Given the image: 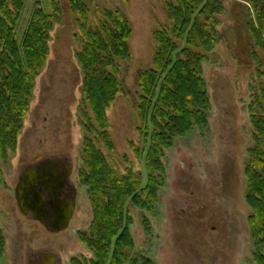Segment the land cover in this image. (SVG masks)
Returning a JSON list of instances; mask_svg holds the SVG:
<instances>
[{
    "label": "rangeland",
    "instance_id": "obj_1",
    "mask_svg": "<svg viewBox=\"0 0 264 264\" xmlns=\"http://www.w3.org/2000/svg\"><path fill=\"white\" fill-rule=\"evenodd\" d=\"M82 1L94 28L106 9L123 11L131 24L132 57L122 66L121 76L129 96L120 95L108 111L114 150L103 145L100 149L120 175L127 170L141 172L146 186L148 147L140 159L131 148V144L143 148L133 104L138 75L150 67L154 55V32L168 25L166 3L170 0ZM59 2L62 24L52 33L49 61L37 81L17 151L6 160L0 157V229L6 239L0 264H30L42 253L56 255L62 264L93 257L79 239L93 221L89 192L80 180L85 169L84 142L90 136L81 119L83 75L77 62L80 17L72 12L70 0ZM35 3L49 10V0H31L20 36ZM224 6L220 43L211 62L204 65L211 100L209 128L178 138L174 147L165 151L163 185L153 209L130 208L135 242L132 259L144 257L155 264H256L245 168L253 145L248 108L254 91L260 93L264 83L257 77L256 60L258 55L264 72V48L257 47L254 37L249 36L247 25L254 21L255 13L248 0H226ZM57 155L68 157L74 165L79 200L69 230L51 234L20 212L15 188L24 168Z\"/></svg>",
    "mask_w": 264,
    "mask_h": 264
},
{
    "label": "trees",
    "instance_id": "obj_2",
    "mask_svg": "<svg viewBox=\"0 0 264 264\" xmlns=\"http://www.w3.org/2000/svg\"><path fill=\"white\" fill-rule=\"evenodd\" d=\"M31 0H0V157L16 153L18 139L35 97L37 81L50 57L52 33L62 24L59 0H49V10L35 3L26 30L21 23ZM78 15L81 51L77 62L83 75L81 119L87 136L84 142L85 169L81 184L88 189L93 212L90 229L79 235L92 253L71 264H155L144 257L132 259L135 242L130 208L150 211L158 203L163 185L165 151L178 138L209 128L211 100L204 79V65L220 43L219 28L226 0H170L166 3L168 25L154 32L155 51L150 67L140 72L134 102L137 132L143 148L131 144L137 158L146 156L148 183L141 172L120 175L100 149L114 150L109 134L108 111L120 95L129 96L122 66L131 61V24L121 10L102 12L99 26L90 24L88 7L70 0ZM255 13L248 23L250 38L264 48V0H248ZM257 77L263 79V63L257 55ZM253 128V145L245 168L246 200L251 210L249 226L254 241L256 264H264V83L254 91L248 108ZM93 136V138H92ZM6 239L0 229V259Z\"/></svg>",
    "mask_w": 264,
    "mask_h": 264
},
{
    "label": "flooded vegetation",
    "instance_id": "obj_3",
    "mask_svg": "<svg viewBox=\"0 0 264 264\" xmlns=\"http://www.w3.org/2000/svg\"><path fill=\"white\" fill-rule=\"evenodd\" d=\"M30 167L33 170L36 169V173L37 175L41 177V179L42 178H45V180L47 179L48 181H50L52 186H54L55 184L59 186L58 193H55V188L45 189L47 184L45 186L40 185V189L42 190L43 195L45 197L44 198V202H45L44 221L45 222L40 223V224L46 229L47 232L51 234H60L62 232L69 230L67 229L65 231L58 232V227L60 225L57 224V222L53 221L52 217H54L55 214H58V216L60 218L62 217L63 219L66 216L67 212L71 208L75 207L70 226L75 218V214H76L77 207H78V200H79V189L76 183L73 181L74 165L72 161L66 156L57 155V156H53L52 158H48L43 161H40L37 164L29 165L26 168H24L22 172L20 173L18 183H19L20 178L24 175L25 171H27ZM28 184H29V181H28ZM17 185H16V188H17ZM36 196L38 198V202L41 203L43 201V198L40 195H36ZM28 215L31 216L32 219L34 220L33 213H29ZM43 254H52V253H42V254L36 255V257L34 258L35 262L38 261L37 256L43 255ZM57 259L59 260L58 264H62L61 260L58 257Z\"/></svg>",
    "mask_w": 264,
    "mask_h": 264
},
{
    "label": "water",
    "instance_id": "obj_4",
    "mask_svg": "<svg viewBox=\"0 0 264 264\" xmlns=\"http://www.w3.org/2000/svg\"><path fill=\"white\" fill-rule=\"evenodd\" d=\"M29 181V184H28ZM47 188H55V193H58V185L55 184L52 186L50 181L45 178H42L37 175L36 169L33 170L31 167L25 171L24 175L20 178L17 188L15 190V199L18 205L20 212L23 215H28L29 213H33L34 220L39 223H44V195L42 190L40 189V185H46ZM36 195H40L43 198L41 203L38 202V198ZM57 200V199H56ZM75 207L71 208L66 216L62 219L55 214L53 221L57 222L60 226L58 227V232L65 231L69 229L71 220L73 218ZM39 257V258H38ZM38 261H31L30 264H58L59 260L53 254H43L37 256Z\"/></svg>",
    "mask_w": 264,
    "mask_h": 264
}]
</instances>
